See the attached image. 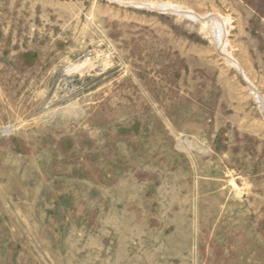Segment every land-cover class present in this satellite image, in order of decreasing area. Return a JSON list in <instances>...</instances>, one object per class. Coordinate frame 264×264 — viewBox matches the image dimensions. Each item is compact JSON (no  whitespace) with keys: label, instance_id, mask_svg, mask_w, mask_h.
Here are the masks:
<instances>
[{"label":"rangeland","instance_id":"obj_1","mask_svg":"<svg viewBox=\"0 0 264 264\" xmlns=\"http://www.w3.org/2000/svg\"><path fill=\"white\" fill-rule=\"evenodd\" d=\"M0 264H264V0H0Z\"/></svg>","mask_w":264,"mask_h":264},{"label":"bare ground","instance_id":"obj_2","mask_svg":"<svg viewBox=\"0 0 264 264\" xmlns=\"http://www.w3.org/2000/svg\"><path fill=\"white\" fill-rule=\"evenodd\" d=\"M83 65H85V64H83ZM83 65H82V63H81L80 65H78V66L72 68V70H77V69L81 68ZM69 70H70V69H69Z\"/></svg>","mask_w":264,"mask_h":264}]
</instances>
